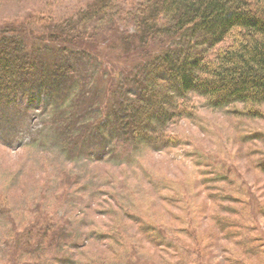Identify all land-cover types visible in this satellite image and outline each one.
I'll return each mask as SVG.
<instances>
[{
    "label": "rangeland",
    "instance_id": "rangeland-1",
    "mask_svg": "<svg viewBox=\"0 0 264 264\" xmlns=\"http://www.w3.org/2000/svg\"><path fill=\"white\" fill-rule=\"evenodd\" d=\"M91 1L0 0V26L35 33ZM102 35V56L119 65ZM79 74L77 92L88 80ZM191 99L194 117L165 130L178 141L169 148L93 139L65 149L47 134L48 113L11 109L16 125L0 134V264H264V105L251 118L239 104Z\"/></svg>",
    "mask_w": 264,
    "mask_h": 264
},
{
    "label": "trees",
    "instance_id": "trees-1",
    "mask_svg": "<svg viewBox=\"0 0 264 264\" xmlns=\"http://www.w3.org/2000/svg\"><path fill=\"white\" fill-rule=\"evenodd\" d=\"M47 24L16 34L0 26V134L16 125L7 118L18 104L48 113L47 134L71 150L93 139L175 147L165 130L194 117L192 97L263 116L264 0H92ZM103 33L119 65L102 56ZM77 72L88 74L79 92Z\"/></svg>",
    "mask_w": 264,
    "mask_h": 264
}]
</instances>
